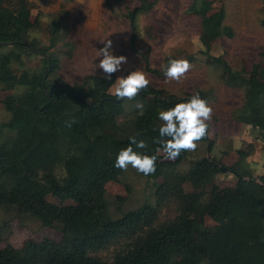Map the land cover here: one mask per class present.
I'll list each match as a JSON object with an SVG mask.
<instances>
[{"label": "trees", "instance_id": "1", "mask_svg": "<svg viewBox=\"0 0 264 264\" xmlns=\"http://www.w3.org/2000/svg\"><path fill=\"white\" fill-rule=\"evenodd\" d=\"M34 7L31 0H0V106L7 114L0 122V264H264V174L241 170L253 142L233 148L235 160L228 167L223 159L229 151L223 150L220 157H204L178 172L188 155L182 152L174 161L161 155L155 174L140 173L150 180L166 176L158 185L162 197L175 194L180 183L172 195L180 213L163 223L157 224L158 206L147 200L124 210L126 198L107 189L110 181H124L127 171L114 162L132 136L147 143L138 151L152 154L159 146L158 112L197 93L210 104L214 89L181 96L150 83L134 100H119L110 91L117 73L112 80L96 73L81 82L61 80L57 47L68 45V35L59 22L43 25L40 12L33 17ZM144 9L128 12L131 46L142 56L145 70L164 80L163 68L153 67L150 57L136 50L135 19ZM192 11L201 17L200 41L207 58L222 66L223 79L240 96V104L229 112L232 121L258 127L264 136V89L233 71L223 55L211 54L213 44L230 31L222 23L224 9L193 0ZM41 30L47 31L48 43H41ZM31 53L42 59L37 70L26 67ZM173 58L179 59L165 54L162 65ZM186 59L192 62L195 56ZM257 70L255 64L253 73ZM137 102L144 105L142 114ZM219 121L213 114L205 138L209 150L215 142L210 132ZM223 167L239 176L230 189L216 183ZM126 188L130 191L128 183ZM206 216L215 223L206 225ZM16 219L21 224L34 219L62 237L29 239L14 247L9 240ZM118 242L122 245L110 259L96 255Z\"/></svg>", "mask_w": 264, "mask_h": 264}, {"label": "rangeland", "instance_id": "2", "mask_svg": "<svg viewBox=\"0 0 264 264\" xmlns=\"http://www.w3.org/2000/svg\"><path fill=\"white\" fill-rule=\"evenodd\" d=\"M161 1L169 5L162 10H156L153 14L145 10L137 14L135 23L144 29L143 39L138 41L137 48L143 50L151 45V65L157 68L162 67L163 57L167 53L173 54L179 59H186L188 55H194L195 59L191 62L193 67L186 78L180 82L157 78L145 70L142 56L132 50L131 43L127 37V31L130 26L128 12L131 7L138 4V0H117L116 3L115 1L109 3L110 9L107 11V15H114L115 18L113 20L106 19V23H102L101 25H97V21L99 20L95 16L91 18L90 22H88L89 24L81 16H76L73 19L63 14L55 18L68 35L66 39L69 42L68 45L61 43L57 47L61 51L59 55L61 68L57 75L61 80L81 82L87 74H103L102 70L97 67L99 63L97 53L104 46L101 41L111 39L113 41L114 54L125 55L128 58V62L122 66V70L117 72L118 77L127 76L131 71L139 69L148 74L151 84L162 88L166 93L187 96L193 94L197 89L213 88L215 91L214 98L210 102V105L214 109V114L220 118L217 126L213 127L214 131L210 132L211 137L215 138V142L211 150H209L210 141L201 140L197 150L195 152H188L185 160L176 167V171L186 172L193 161L210 155L220 157L223 150L229 151L223 159V164L228 167L235 159L233 148H238L245 142H253L254 147L251 153L241 159V170H247L253 176L264 174V136L261 135L258 127L236 124L232 121L229 112L232 107L240 104L241 99L239 94L226 84V81L222 77V66L211 62L207 56L199 53L198 48L192 42L194 34L199 31L198 20L182 21L177 18L178 12L182 10L184 3L188 2V0ZM33 17H35V10ZM49 20V18L44 19L43 25L50 22ZM183 22L184 24H182ZM150 23L155 24L156 28L155 34L153 33L149 37L152 40L146 34L150 32L148 28ZM183 26L186 28L185 33L183 32L182 35L178 34L184 29ZM40 37L41 43L45 44L49 42V35L46 30H41ZM225 45L224 40L219 39L214 44L211 53L216 56L222 55ZM70 47L72 55H68V52H65ZM41 66L42 59L39 55L31 53L29 56H26V67L37 70ZM15 68L19 72L22 70L17 66ZM6 118L7 114L0 106V122ZM238 178L239 176L235 172L229 169H222L216 176V183L223 189H230L235 186ZM164 179H166L164 174L158 179H147L135 169L129 167L124 181H110L107 184V189L110 193L126 198L124 210L138 208L147 200L149 203L158 206L161 210L157 221V224H159L173 219L180 213L179 200L173 198L178 192L177 189L180 183L176 182L177 184L174 186L175 194L172 193L173 196L167 193L162 197L158 185ZM126 183L130 185V191L127 190ZM183 185L186 190L190 188L187 183ZM261 210L264 212V204L261 206ZM205 223L206 225H213L215 222L212 218L206 216ZM11 229L12 235L9 241L17 248L21 247L29 239L41 241L44 237L49 236L60 240L62 237L61 233L56 229L43 227L34 219H28L23 224L16 219L11 223ZM120 245L122 244L119 242L115 243L109 248L99 251L96 255L110 259L116 248Z\"/></svg>", "mask_w": 264, "mask_h": 264}, {"label": "clouds", "instance_id": "3", "mask_svg": "<svg viewBox=\"0 0 264 264\" xmlns=\"http://www.w3.org/2000/svg\"><path fill=\"white\" fill-rule=\"evenodd\" d=\"M101 43L104 46L97 53L99 59L97 67L102 70L104 77L112 80L113 74L122 70L128 58L125 55L114 54L111 39ZM192 67L191 62L183 58L169 59L166 66L162 65L166 79L176 82L186 78ZM150 83L148 74L137 69L127 76L117 77L114 90L110 91L119 100H134L149 87ZM135 107L140 109L142 114L143 103L137 102ZM213 114V107L198 93L176 103L173 107L159 111L157 118L161 124L158 128L159 138L155 141L159 146L152 154L138 151V149H146L147 143L132 136L129 145L117 154L114 167L122 171H128L131 167L144 176L155 174L161 155L164 159L174 161L182 152L197 150L199 142L209 135Z\"/></svg>", "mask_w": 264, "mask_h": 264}, {"label": "crops", "instance_id": "4", "mask_svg": "<svg viewBox=\"0 0 264 264\" xmlns=\"http://www.w3.org/2000/svg\"><path fill=\"white\" fill-rule=\"evenodd\" d=\"M31 1L35 4L33 13L35 10L36 16L40 12L43 20L49 18L50 22H58L55 18L65 14L73 19L76 16H81L87 21V24H89L88 22H90L91 18L95 16L99 20L97 21V25L106 23V19L113 20L115 18L114 15H107V11L110 9L109 3L112 1H115V3L117 2V0ZM160 1L161 0H138V4L134 3L136 5L131 7L130 10L145 5L144 10L152 12L153 14L156 10H162L164 7L169 5L165 2L163 3V1L160 3ZM204 2L210 5L213 9H218L220 7L224 9V18L222 23L225 27L229 28L230 31L220 39H223L226 43L225 50L222 55L231 69L246 75L256 86L264 89V0H204ZM192 5L193 0H188V2L186 1L182 10L178 12L177 18L182 21H188L191 19L198 20L199 31L194 34L192 42L198 48L199 53L207 56V53H205L200 41L201 17L192 11ZM182 24H184V22ZM136 25L139 29L135 32L137 36L136 50L150 57L152 49L149 51L148 47L143 50H139L137 48L138 41L143 39L144 29L138 24ZM149 25L150 26L148 28L150 29V32L146 33L148 38L156 29L155 24L150 23ZM183 28L184 29L181 30V33L178 34L182 35L183 32L185 33L186 28L184 26ZM132 35L133 31L130 25L129 30L127 31V37L130 43ZM255 64L258 65V70L253 73Z\"/></svg>", "mask_w": 264, "mask_h": 264}, {"label": "water", "instance_id": "5", "mask_svg": "<svg viewBox=\"0 0 264 264\" xmlns=\"http://www.w3.org/2000/svg\"><path fill=\"white\" fill-rule=\"evenodd\" d=\"M222 169H223V170H227V168H226V167H223Z\"/></svg>", "mask_w": 264, "mask_h": 264}]
</instances>
